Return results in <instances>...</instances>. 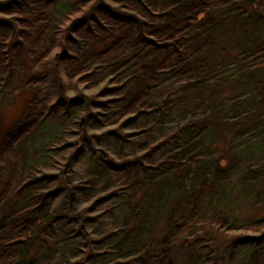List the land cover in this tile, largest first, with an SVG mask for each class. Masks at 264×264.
<instances>
[{"label": "trees", "instance_id": "1", "mask_svg": "<svg viewBox=\"0 0 264 264\" xmlns=\"http://www.w3.org/2000/svg\"><path fill=\"white\" fill-rule=\"evenodd\" d=\"M128 1L123 54L16 142L0 264H203L205 228L264 264V0Z\"/></svg>", "mask_w": 264, "mask_h": 264}, {"label": "rangeland", "instance_id": "2", "mask_svg": "<svg viewBox=\"0 0 264 264\" xmlns=\"http://www.w3.org/2000/svg\"><path fill=\"white\" fill-rule=\"evenodd\" d=\"M66 2L76 8L60 13V5ZM115 5L126 6L129 1L0 0V204L20 172L17 140L40 118L62 122L64 94L69 89H91L104 66L123 54L130 30L119 28L117 20L122 18ZM222 92L228 95L230 89L223 87ZM219 145L227 147L224 140ZM219 154L227 160L225 152ZM261 203L239 201L238 211L248 217L241 221L261 214ZM205 230L200 234H205L210 253L203 264H230L228 252H222L225 259L218 252L223 235ZM241 234L235 231L230 236L236 241ZM251 253L242 248L235 264H248ZM184 260L183 254H175L177 264H186Z\"/></svg>", "mask_w": 264, "mask_h": 264}]
</instances>
